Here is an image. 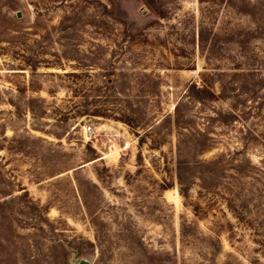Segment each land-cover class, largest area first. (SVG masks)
<instances>
[{"label": "rangeland", "instance_id": "374dc122", "mask_svg": "<svg viewBox=\"0 0 264 264\" xmlns=\"http://www.w3.org/2000/svg\"><path fill=\"white\" fill-rule=\"evenodd\" d=\"M81 260L264 264V0H0V264Z\"/></svg>", "mask_w": 264, "mask_h": 264}, {"label": "water", "instance_id": "95a60500", "mask_svg": "<svg viewBox=\"0 0 264 264\" xmlns=\"http://www.w3.org/2000/svg\"><path fill=\"white\" fill-rule=\"evenodd\" d=\"M18 17H20V16H18ZM78 264H88V262H86L85 260H81L78 262Z\"/></svg>", "mask_w": 264, "mask_h": 264}]
</instances>
